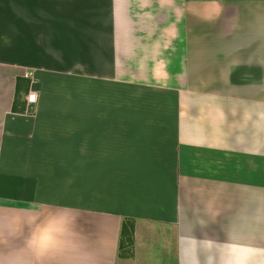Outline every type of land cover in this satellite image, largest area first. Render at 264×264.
Segmentation results:
<instances>
[{"label": "crops", "instance_id": "crops-1", "mask_svg": "<svg viewBox=\"0 0 264 264\" xmlns=\"http://www.w3.org/2000/svg\"><path fill=\"white\" fill-rule=\"evenodd\" d=\"M152 230L264 264V0H0V264H129Z\"/></svg>", "mask_w": 264, "mask_h": 264}, {"label": "rangeland", "instance_id": "rangeland-1", "mask_svg": "<svg viewBox=\"0 0 264 264\" xmlns=\"http://www.w3.org/2000/svg\"><path fill=\"white\" fill-rule=\"evenodd\" d=\"M161 233L162 232L152 230L150 232V235H152L151 240H145V250H139L140 253H134L133 246H135V242L130 241V244L127 245V247H130V252L132 250V254H130V259H132L129 264H175L174 255L171 249L166 246L167 241L163 240L165 237L162 238ZM154 235L158 237L155 238V241H153ZM165 235H167V233Z\"/></svg>", "mask_w": 264, "mask_h": 264}, {"label": "trees", "instance_id": "trees-1", "mask_svg": "<svg viewBox=\"0 0 264 264\" xmlns=\"http://www.w3.org/2000/svg\"><path fill=\"white\" fill-rule=\"evenodd\" d=\"M30 83L31 81H29L28 79L26 81H24L21 78L18 79L13 108H12L13 113H17V114L26 113L27 102L24 100L23 95L29 92Z\"/></svg>", "mask_w": 264, "mask_h": 264}, {"label": "built area", "instance_id": "built-area-1", "mask_svg": "<svg viewBox=\"0 0 264 264\" xmlns=\"http://www.w3.org/2000/svg\"><path fill=\"white\" fill-rule=\"evenodd\" d=\"M28 77V76H27ZM36 95L33 93H29L28 97H27V102L28 104H35L36 103Z\"/></svg>", "mask_w": 264, "mask_h": 264}]
</instances>
